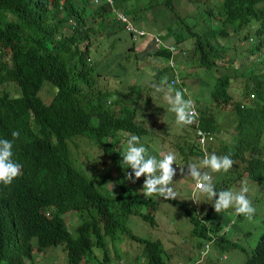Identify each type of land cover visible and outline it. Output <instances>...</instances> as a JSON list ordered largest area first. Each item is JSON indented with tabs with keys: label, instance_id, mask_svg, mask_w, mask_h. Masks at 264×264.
Returning <instances> with one entry per match:
<instances>
[{
	"label": "clouds",
	"instance_id": "9594fccd",
	"mask_svg": "<svg viewBox=\"0 0 264 264\" xmlns=\"http://www.w3.org/2000/svg\"><path fill=\"white\" fill-rule=\"evenodd\" d=\"M54 1L49 0L48 8ZM179 1L144 0L140 2L134 0L130 4L138 8H133L129 4L128 11L124 13L116 9L117 6H121L119 0H56L52 17L65 19L73 26L81 23L87 27L88 49L96 50V37L103 45H106L108 41L119 44L126 33L130 40L132 38L138 40L136 43L138 46L142 41L144 42L141 50H136L135 44L132 45L130 52L131 61L135 64L147 65L142 82L146 81L149 76L164 72L159 84L153 85V94H157L155 97L137 90L136 92L139 93L136 98L137 102L132 97L128 99L124 97L127 99L126 107L130 110V114H140L147 110L143 99L149 96L151 101L159 106V112L162 113L156 126L149 123L138 129L137 131L144 134L142 138L125 131L123 129L125 116L118 114L120 104L115 103L117 97L111 100L107 95L104 97L106 102L104 107L112 111L114 115L108 121L102 136V144L92 143L94 146L87 150L81 145L91 143L88 138L72 137L68 141L67 162L72 169L81 168V164L86 160L85 154L88 157L96 155L93 162H96L99 165L98 168L105 172L103 168L107 164H104V161L108 162L106 159L112 158L106 149H112L115 152L113 158L117 159L116 172L110 167L112 159L106 175L109 177L117 175L119 180L124 178L129 185L121 183L114 188L112 193L116 192L122 199L128 192V196L124 197L127 198L126 200H129L130 194L137 196L139 201L132 199V208L126 211L129 216L137 215L152 226L156 223L153 211H150L151 215L146 201L154 195L166 201L174 200L171 205L173 208H176L177 202H183V205L194 208L195 214H198L202 220L207 211L210 214L220 215V220L223 219V215L230 214L251 220L258 213L255 204L263 201H255L253 197L255 188L250 184L253 169L251 162L254 157L264 161V149H260L256 143V149L252 152L245 145L238 152L235 151V138L240 135L241 123L236 116V110L249 107L255 110L256 118L253 119L258 130L254 125L251 130L256 140V133L263 127L262 143L264 144V18L262 21L250 19L243 24L237 20H228L226 16L221 17L219 14L223 0H207L204 11L208 12L207 15L211 22L200 26L199 31L196 32L193 25L189 23L196 13V5L200 0L188 3L191 9L184 13L177 12L174 7ZM156 6H160L157 11L154 10ZM263 6L264 0L257 3V7ZM99 7L103 8L100 15L92 13ZM19 8L27 19L29 15L32 22L37 19L31 8ZM107 10L113 13L118 25H113L112 33L101 34L99 28L109 23L103 18ZM149 11L150 15H147ZM12 14L10 11L1 12L0 6V17L8 19ZM141 20L145 22L142 28L136 24ZM210 24L213 27L210 28ZM65 28L64 26L63 29ZM71 30L73 31L72 27L65 29L66 32ZM242 30H244L243 33ZM232 41L235 42L237 51L232 50L230 45ZM253 41H255L254 48H246L247 42ZM83 44L80 45L81 48ZM123 46L127 48L130 45L125 43ZM217 48H219L221 57L215 59L214 64L208 69L202 66L203 72L198 70L196 74L194 63L198 62L197 59L214 58ZM146 55L151 56L152 65L146 63ZM257 55H260L262 60L254 64L251 61ZM161 59L166 60L165 66L161 65ZM182 69L185 70L184 73L181 72ZM256 74H260V79L255 78ZM117 77L128 82L124 75ZM211 78L214 79L212 84ZM256 81L257 83L254 84ZM93 91L95 89L92 88V93ZM200 94H202L201 98H199ZM144 103L145 106H143ZM198 104H206L208 112L212 114L216 130L211 131L208 123H204L202 127L198 125V113L195 109ZM169 119H173L181 128L179 130L170 129ZM186 131H191V137L187 139L193 140L199 153L184 163L183 159L188 155L178 152L177 143L182 145L183 141L181 138L177 139V136L179 134L184 136ZM19 137L20 132L16 130L12 132L11 140L0 138V185L5 187L10 186L21 174L22 165L14 159L13 152L14 142ZM141 142L147 146L150 155H147V149ZM207 145L211 150L206 148ZM98 146L100 149L97 148ZM72 158L75 159V163ZM177 169H181L182 172L186 169L187 175L185 178H180L182 181L178 179L175 187L172 188L170 185L173 183V177H176ZM189 179L190 183H188ZM84 180L93 187L95 186L87 176ZM192 182L193 186H191ZM182 183L187 185L188 198L180 196V184ZM258 187H260L257 188L258 193L264 194V176L258 179ZM106 188L112 189L107 185ZM52 204L39 207L38 213L42 219L45 221L59 220L63 228L58 233L66 236L64 239L67 241L78 242V233L93 209L90 207L70 208L65 212H51L48 207ZM136 207H143L145 213L138 212ZM144 214L148 216H143ZM262 216L264 220V206ZM186 218L188 220L187 216ZM223 220L226 221V225L219 233L223 232L227 239L226 243H221L219 246L214 241L213 234H209L210 239L207 240L208 231L205 237L197 235L203 238L204 243L196 246L198 259L188 264L206 261L205 254L209 244H214L221 252L236 247V242L228 233L229 226L232 224L231 219ZM7 222L18 228L22 234L24 232L20 228L29 227L18 210L8 216ZM203 222L205 226L209 225L205 220ZM191 233L196 235L192 224ZM88 239L90 246L93 244L102 246L100 247L101 254L94 255V257L95 260L103 257V264H110L111 261L113 264H152L150 255L141 251V245L124 235H120L116 241V239L96 238L89 233ZM157 240L147 241L149 244H156ZM96 248L99 247L91 248L90 257L93 256ZM165 251L167 250L163 247L162 254ZM87 260L81 258L77 264H85ZM243 263L264 264V235L262 233L249 255L240 264ZM0 264H67V248L65 244L53 245L26 241L25 247L19 252H13V249H10L0 253ZM177 264L187 263L178 262Z\"/></svg>",
	"mask_w": 264,
	"mask_h": 264
},
{
	"label": "trees",
	"instance_id": "16d2710c",
	"mask_svg": "<svg viewBox=\"0 0 264 264\" xmlns=\"http://www.w3.org/2000/svg\"><path fill=\"white\" fill-rule=\"evenodd\" d=\"M194 1L184 0V4ZM259 1L261 0H223L219 14L241 24L250 19L262 21L264 6L257 7ZM119 2L121 6L116 8L126 13L129 4H126L125 0ZM48 4L49 0H0L1 12L13 13L8 19L0 17V138L11 140L12 132L19 130L20 137L14 142L13 152L14 159L22 165L21 174L10 186L0 185V253L10 249L19 252L25 247L26 241L65 244L67 264H77L81 258L86 260L90 257L92 247H102L97 244L90 246L89 233L96 238L104 239H116L118 235H124L141 245V251L150 255L152 264H165L161 258L163 246L159 240L156 244H149L146 239H138L125 225V220L129 216L126 210L132 208V199L139 200L134 194H130L129 200H126L124 197L128 196V192L122 199L116 192L112 193L121 183L129 186L124 178L119 180L117 175L113 177L106 175L112 159L110 167L116 172L117 159L113 158L115 152L110 148L106 149L112 158L103 168L105 172L93 162L96 155L86 158L81 168L72 169L67 162L68 141L72 137L83 136L94 145L102 144V136L108 121L114 115L104 107L106 104L104 97L109 94L117 97L115 103L120 104L118 114L125 116L123 122L125 131L142 138L144 134L137 131L138 129L149 123L152 126L158 123L162 113L149 96L143 99L147 110L140 114H130L126 100L132 97L136 101L139 95L136 92L137 88L112 73L105 72L104 68H97L92 57L95 52L107 67L111 56H101V47L104 46V51L110 52L111 55L117 52L130 59L131 47L138 40L131 37L128 43L122 37L119 44L108 41L103 45L96 37V50L88 49L86 34L88 28L81 23L73 26L65 19L53 18L56 0L49 8ZM199 4L205 9L207 0H200ZM130 5L138 8L136 5ZM19 7L31 8L37 19L32 22L30 15L27 19ZM102 12L103 8L99 7L92 13L100 15ZM64 26L72 27L73 31L66 32ZM82 43L84 44L81 48ZM125 43L130 46L124 47ZM220 57L217 48L214 58L197 59L198 62L194 63L196 74L198 70L203 72L202 66L208 69L214 64L215 59ZM90 73H93L94 77H91ZM108 77H114L116 80L117 86H114L113 90L107 87ZM46 82L54 87L52 103L48 105L43 104L38 96L40 87ZM256 83L257 81L254 84ZM92 88L95 89L93 93ZM201 97L202 94L199 95V98ZM195 109L198 113V125L202 127L204 123H208L211 131L216 130L212 114L208 112L206 104H198ZM236 116L241 123L240 135L235 138V151L238 152L245 145L252 152L256 149V143L260 149H264L263 127L256 133V140L251 130L253 125L258 130L253 119L256 118L255 110L251 107L237 109ZM187 137H191V131H186L184 136L181 134L177 136V139L181 138L183 141L182 145L177 143L178 152L188 155L183 159L184 163L199 153L193 140ZM142 144L147 149V155H150L147 146ZM206 148L211 150L208 145ZM251 165L253 169L250 184L255 188L253 197L255 201H264V194L260 195L257 189L260 188L258 179L264 176V161L254 157ZM186 175V169H183V172L177 169L176 177H173L170 186L174 188L176 181L185 178ZM86 176L93 182L94 187L84 180ZM107 184H111L112 189H107ZM166 202L172 205L174 200L166 201L158 195L147 199L149 213L154 211L157 205ZM49 203H53L48 207L51 212H65L70 208L93 209L78 233V242L67 241L64 239L66 236L58 233L63 228L59 220L42 219L38 209ZM183 204L177 202L176 208L181 209L188 217L196 235L205 237L208 231L207 240L210 239L209 234H213L214 241L219 246L226 243L227 239L223 232L219 233L226 225L225 220H220V215L207 211L202 220L195 214L194 208ZM17 210L29 225L26 229L20 228L24 234L7 222L8 216ZM204 220L208 226H205ZM262 234L264 235V231ZM95 264H103V257L95 260Z\"/></svg>",
	"mask_w": 264,
	"mask_h": 264
},
{
	"label": "rangeland",
	"instance_id": "374dc122",
	"mask_svg": "<svg viewBox=\"0 0 264 264\" xmlns=\"http://www.w3.org/2000/svg\"><path fill=\"white\" fill-rule=\"evenodd\" d=\"M134 0H125L126 4H130ZM160 6H156L154 8L155 11L159 9ZM175 9L179 13H184V11H189L191 9V5L184 4V0H180L178 5H174ZM117 9V8H116ZM120 10V9H117ZM147 15H150V11L147 12ZM104 20H107L109 23L105 26H101L99 28V32L101 34L112 33L114 31V26H117L118 23L114 19V15L110 11H105L103 14ZM120 18V16H118ZM211 22L207 13L204 11V7L201 4L196 5V13L193 15L190 25H193L194 31L198 32L200 26L208 25ZM112 24V25H111ZM140 28L145 25L143 20L136 23ZM209 27H213L212 24ZM66 29V28H65ZM64 29V30H65ZM244 30H242L243 33ZM247 35H251L247 33ZM124 38L126 42L129 43V37L126 33H124ZM233 51H237V46L235 42L232 41L230 43ZM255 45V41L247 42L246 48L253 49ZM144 47V42L138 46L136 44L135 49L141 50ZM104 46L101 47L103 57L111 56L109 62L107 63V67L103 65V60L98 58L95 55V52L92 54L93 59L96 61L97 68H104L105 72L112 73L114 76H122L127 77L128 82L133 84L137 91L147 93L148 95H152L155 97L157 94L154 93V84H159L161 77L164 72H160L158 75L149 76L146 81L142 82V76L146 72L147 65L135 64V62L130 59H126L122 55H119L115 52V55H111L110 52L104 51ZM113 58V59H112ZM146 63L152 65L150 61L151 56H145ZM262 60L260 55H257L255 59L251 62L257 64ZM161 65H166V60L161 59ZM110 67V68H109ZM199 69V68H198ZM184 69L181 70L184 73ZM91 77H94L93 73H90ZM260 74H256L255 78L260 79ZM213 78H211V84L213 82ZM76 81V80H75ZM38 92V96L41 102L45 105L52 103V95L54 93V87L49 83H43ZM114 86H117L116 80L114 77H108L107 87L110 90H113ZM108 97L111 100H114L115 95L109 94ZM65 107V104H63ZM145 106V103L144 105ZM228 112L232 110H227ZM164 119V116H162ZM170 129L179 130L181 126H177L173 119H169ZM83 148H88L94 146L92 143H83L81 145ZM96 147V146H95ZM97 148L100 149L98 146ZM88 158V155H84ZM73 163H75V159L72 158ZM106 161H108L106 159ZM104 164L107 162L104 161ZM182 181V179H180ZM190 183V179L188 180ZM194 182V181H193ZM193 182L191 186H193ZM111 184H107V187L110 188ZM186 183L180 184V196L183 198H188V191L186 190ZM196 203V200H194ZM196 205H198L196 203ZM256 208L258 210L257 215L254 216L253 219L248 220L243 217H238L235 215H223V219H231V226H229V235L232 236L234 241L236 242V247L229 248L223 252H221L214 244H209L207 248V252L205 254V260L209 264H240L242 263L246 256L249 255L252 248L254 247L259 235L264 230V220H263V201L257 202ZM138 212L145 213V209L143 207H136ZM153 218L155 221V225H150L147 221L142 220L137 215H131L125 220V225L137 237L147 239V240H155L158 239L161 241L162 246L167 250L162 254V258L164 259L166 264H177L178 262L182 263H190L191 261H195L198 259L197 245L204 243L203 238L194 235L191 233V224L187 220L183 211L179 208H173L171 205L163 203L157 205L156 209L153 211ZM222 219V220H223ZM73 229V228H72ZM72 231V230H70ZM74 235V233H72ZM120 238L118 235L116 237V241ZM101 248H96L93 252V256L88 258L85 264H93L95 261V257L101 254ZM224 257L221 258V256ZM202 260L198 264H207V262ZM110 264H113L111 261Z\"/></svg>",
	"mask_w": 264,
	"mask_h": 264
}]
</instances>
